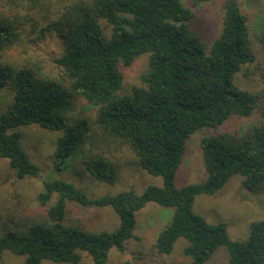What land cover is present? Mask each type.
I'll use <instances>...</instances> for the list:
<instances>
[{
    "label": "trees",
    "instance_id": "1",
    "mask_svg": "<svg viewBox=\"0 0 264 264\" xmlns=\"http://www.w3.org/2000/svg\"><path fill=\"white\" fill-rule=\"evenodd\" d=\"M28 1L46 14L42 21L28 22L26 35L15 14L0 8V89L13 92L0 115V157L18 179L36 175L16 128L38 124L61 131L56 159L64 164L88 131L85 119L72 123L69 117L73 100L80 99L93 109L100 128L127 143L148 173L162 177L163 185H148L142 193L125 190L93 197L63 179L45 182L37 196L46 207L45 216L25 230H5L0 235V259L8 250L23 256L21 264H43L45 259L81 264L85 251L94 264H106L111 250L123 251L133 236L137 213L154 202L173 209L153 242L156 255L171 254L183 238L182 251L191 259L187 264H205L221 247L226 248L227 264H264V219L251 223L245 240H236L224 224L210 223L194 210L197 195L214 194L233 175H241L250 191L264 184V67L263 87L256 93L233 80L244 64L255 61V43L264 52V22L252 33L247 16L230 0L222 30L208 48L190 26L192 10L180 0ZM49 32L64 43L56 62L64 69L67 86L43 72L39 63L13 66L3 61V51L25 44L24 37L39 40ZM145 54L148 67L140 83L124 90L121 66ZM255 108L262 117L258 124L201 139L207 172L203 182L177 185L176 172L191 134L217 129L232 114L249 116ZM84 164L100 181L117 179V167L101 156H89ZM69 202L110 206L119 225L112 231H93L66 223Z\"/></svg>",
    "mask_w": 264,
    "mask_h": 264
},
{
    "label": "rangeland",
    "instance_id": "2",
    "mask_svg": "<svg viewBox=\"0 0 264 264\" xmlns=\"http://www.w3.org/2000/svg\"><path fill=\"white\" fill-rule=\"evenodd\" d=\"M194 14L190 26L206 47L210 48L222 30L225 4L230 0H180ZM241 11L247 16V25L252 33L258 32L264 22V0H235ZM47 4H51L47 1ZM54 6V4L50 5ZM1 10L18 19L20 28L29 32V23L36 18L43 20L46 11H40L39 5L28 0H0ZM251 34V33H250ZM24 37L25 44L13 45L3 51V61L13 66L28 62L39 63L42 71L62 81L67 86L68 80L64 69L56 60L61 56L64 43L54 32L35 40ZM256 58L246 63L234 74V82L240 88L256 93L263 87L260 76L264 67V52L255 43ZM148 67V56L141 55L129 65L121 66L123 87L127 90L133 84L140 83V77ZM13 92L8 88L0 89V115L11 102ZM71 122L85 119L88 131L83 141L76 147L74 154L62 164L56 159L58 138L61 131L41 127L38 124L20 125L21 143L31 161L37 167L36 175L18 179L6 159L0 157V235L7 230L27 229L30 222L42 219L46 207L37 199L44 190V183L63 179L73 183L93 197L114 195L125 190L142 193L148 185H163L161 176L148 173L140 164L134 150L119 138L102 130L96 122L94 111L80 99L73 100L69 113ZM261 113L255 108L249 116L232 114L217 129H201L188 138L183 159L176 172V183L179 186L203 182L207 172L203 159L201 139L221 130H238L242 132L258 124ZM89 156H101L117 167V179L113 183L100 181L86 168L84 160ZM242 176L233 175L228 182L214 194H199L195 198L194 210L208 222L224 224L230 238L245 240L252 222L264 219V184L260 183L255 191L242 185ZM55 199V197L53 198ZM66 223L80 225L93 231H112L119 225V217L110 206L92 207L69 202ZM173 209L149 202L137 213V225L133 236L126 242L123 251L113 248L106 264H122L130 260L136 264H187L191 259L184 255L182 248L186 240L180 238L169 255L159 256L152 250L158 233L171 219ZM23 256L5 250L0 264H21ZM225 247L219 248L205 264H227ZM43 264L58 263L45 259ZM81 264H94L91 256L81 252Z\"/></svg>",
    "mask_w": 264,
    "mask_h": 264
}]
</instances>
